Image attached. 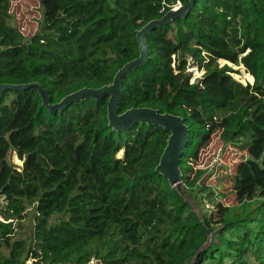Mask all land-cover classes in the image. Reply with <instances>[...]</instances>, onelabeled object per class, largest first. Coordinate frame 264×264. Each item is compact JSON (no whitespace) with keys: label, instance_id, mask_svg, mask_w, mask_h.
<instances>
[{"label":"trees","instance_id":"16d2710c","mask_svg":"<svg viewBox=\"0 0 264 264\" xmlns=\"http://www.w3.org/2000/svg\"><path fill=\"white\" fill-rule=\"evenodd\" d=\"M38 1L37 28L24 36L10 0H0V83L38 81L56 103L109 84L138 56L136 31L188 0ZM146 40L149 59L124 78L119 112L151 107L183 118L181 186L197 211L155 171L168 130H113L107 97L50 113L36 90L6 89L0 264H264V188L238 179L236 202L214 223L205 206L222 194L190 161L215 132L225 145L264 157V0H196L186 17L156 26ZM227 62L253 82L235 79ZM189 65L203 71L194 81ZM12 152L21 165L8 160Z\"/></svg>","mask_w":264,"mask_h":264},{"label":"water","instance_id":"95a60500","mask_svg":"<svg viewBox=\"0 0 264 264\" xmlns=\"http://www.w3.org/2000/svg\"><path fill=\"white\" fill-rule=\"evenodd\" d=\"M196 0H188L185 3H179L167 10L161 17L146 22L136 31V40L138 43L139 54L137 57L125 62L114 74L109 84L100 87H81L71 93L63 96L58 102L52 103L50 95L38 81L25 83H0V92L6 89H34L37 91L41 105L50 113L62 111L73 102L94 99L100 100L107 97V120L108 126L116 131H123L132 127L136 123L159 125L169 131L166 145L160 155L159 161L155 166V171L168 180L171 187H175L180 195L187 199V196L181 186V171L179 161L188 140V126L183 118L168 112H160L157 108L151 107H131L123 112H119V102L122 94V82L137 67L145 64L149 59V45L146 35L156 26L165 25L169 21L186 17ZM189 202L193 205L192 200ZM196 210V209H195ZM197 211V210H196ZM209 241L211 232L206 229Z\"/></svg>","mask_w":264,"mask_h":264},{"label":"rangeland","instance_id":"374dc122","mask_svg":"<svg viewBox=\"0 0 264 264\" xmlns=\"http://www.w3.org/2000/svg\"><path fill=\"white\" fill-rule=\"evenodd\" d=\"M10 12L14 25L19 28L24 36L33 34L41 17V6L38 0H10ZM219 62L223 64L226 61L219 60ZM227 63L237 70V72H231L235 79L243 84L253 82V79L249 80V73L245 72L243 66ZM186 72L191 73V81H194L203 71L189 65ZM8 160L17 165L22 164V160L18 158L15 152L8 155ZM190 161L193 163L194 169L205 170L202 181L207 185H211L214 190L222 194L218 196L219 201L217 204L211 206L207 203L205 206L210 212L214 223L221 221V216L226 206L236 202L235 184L238 179L246 177L249 181L258 185L259 189L264 188V157L261 158L260 156L257 158L255 152L249 148L241 150L233 145H225L220 141L217 132L212 134L208 144ZM241 166L244 170L239 169ZM209 172L211 173L209 174ZM261 193L264 194V191ZM1 199L2 197H0V201ZM187 199L190 200L189 197ZM194 208L196 209L195 205ZM31 219L32 210H28L23 220V223L26 224L23 232L28 230L27 227ZM89 264H97V262L92 260Z\"/></svg>","mask_w":264,"mask_h":264},{"label":"built area","instance_id":"2783aa9c","mask_svg":"<svg viewBox=\"0 0 264 264\" xmlns=\"http://www.w3.org/2000/svg\"><path fill=\"white\" fill-rule=\"evenodd\" d=\"M178 4H179V3H178ZM175 6H176V5H175ZM193 67H194V66H193ZM92 260H95V259H92ZM92 260H91V261H92ZM91 261H90V262H91Z\"/></svg>","mask_w":264,"mask_h":264}]
</instances>
